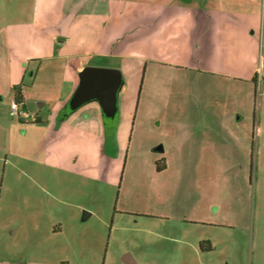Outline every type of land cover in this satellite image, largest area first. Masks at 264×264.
Returning a JSON list of instances; mask_svg holds the SVG:
<instances>
[{"label": "rangeland", "instance_id": "374dc122", "mask_svg": "<svg viewBox=\"0 0 264 264\" xmlns=\"http://www.w3.org/2000/svg\"><path fill=\"white\" fill-rule=\"evenodd\" d=\"M241 5L261 55L264 0ZM40 8L0 0V264H264V80L48 54ZM80 58L124 74L106 118L58 110Z\"/></svg>", "mask_w": 264, "mask_h": 264}, {"label": "crops", "instance_id": "0c3cea01", "mask_svg": "<svg viewBox=\"0 0 264 264\" xmlns=\"http://www.w3.org/2000/svg\"><path fill=\"white\" fill-rule=\"evenodd\" d=\"M129 1L128 7L117 9L116 0H39L42 17L29 26L46 43L48 54L55 45L65 49L67 57L122 56L146 63L147 70L148 64L180 66L256 89L260 13L247 10L241 0ZM52 6L56 9H47ZM166 53L172 57L165 61ZM88 65L101 66L83 58L68 66L73 82L58 110L65 109L63 117L69 120L81 110L66 106L79 84L80 71ZM86 104L95 108L99 118L105 116L97 101Z\"/></svg>", "mask_w": 264, "mask_h": 264}, {"label": "water", "instance_id": "95a60500", "mask_svg": "<svg viewBox=\"0 0 264 264\" xmlns=\"http://www.w3.org/2000/svg\"><path fill=\"white\" fill-rule=\"evenodd\" d=\"M123 76V72L118 68L86 66L80 71L79 84L66 107L74 111L82 104H86L85 102L96 100L103 114L108 117V112L111 113L117 109L118 94L124 84ZM159 149L162 150L163 147ZM122 259L126 264H135L130 253H126Z\"/></svg>", "mask_w": 264, "mask_h": 264}, {"label": "built area", "instance_id": "2783aa9c", "mask_svg": "<svg viewBox=\"0 0 264 264\" xmlns=\"http://www.w3.org/2000/svg\"><path fill=\"white\" fill-rule=\"evenodd\" d=\"M256 84L261 83L264 80V51H261V61H260V66L257 71L256 75ZM11 109L14 114H20V105L16 100L11 101ZM24 115L26 117H29L28 113L24 112Z\"/></svg>", "mask_w": 264, "mask_h": 264}, {"label": "trees", "instance_id": "16d2710c", "mask_svg": "<svg viewBox=\"0 0 264 264\" xmlns=\"http://www.w3.org/2000/svg\"><path fill=\"white\" fill-rule=\"evenodd\" d=\"M15 100H17L19 103H24V97L21 92L15 94ZM39 119H35V122H38ZM162 168V166L159 165V169Z\"/></svg>", "mask_w": 264, "mask_h": 264}, {"label": "flooded vegetation", "instance_id": "af4514ba", "mask_svg": "<svg viewBox=\"0 0 264 264\" xmlns=\"http://www.w3.org/2000/svg\"><path fill=\"white\" fill-rule=\"evenodd\" d=\"M16 93H19V91H18L17 89H15V94H16ZM158 169H159V167H158ZM160 169H163V168H160ZM160 169H159V170H160Z\"/></svg>", "mask_w": 264, "mask_h": 264}]
</instances>
